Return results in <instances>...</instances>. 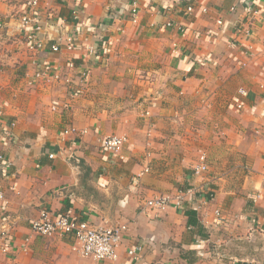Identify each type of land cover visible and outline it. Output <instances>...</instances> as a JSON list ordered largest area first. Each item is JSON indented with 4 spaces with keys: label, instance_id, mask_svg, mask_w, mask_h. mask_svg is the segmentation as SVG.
Wrapping results in <instances>:
<instances>
[{
    "label": "crops",
    "instance_id": "crops-1",
    "mask_svg": "<svg viewBox=\"0 0 264 264\" xmlns=\"http://www.w3.org/2000/svg\"><path fill=\"white\" fill-rule=\"evenodd\" d=\"M129 2L41 0L44 45L31 52L16 24L25 1L0 0V152L10 162L0 264H264V0H137L136 23ZM61 21L78 45L52 53L46 35L57 38ZM46 64L77 84L73 98L62 81L32 78ZM110 135L126 137L117 154L101 150ZM201 153L206 168L194 175ZM160 195H171L163 208L148 204ZM44 206L125 224L118 258H80L70 235L31 233ZM138 242L134 262L127 249Z\"/></svg>",
    "mask_w": 264,
    "mask_h": 264
},
{
    "label": "built area",
    "instance_id": "built-area-1",
    "mask_svg": "<svg viewBox=\"0 0 264 264\" xmlns=\"http://www.w3.org/2000/svg\"><path fill=\"white\" fill-rule=\"evenodd\" d=\"M25 6L21 13L17 16V30L18 33L23 34L26 42V47L31 52H36L43 47V38L40 37L44 30V21H41L39 4L41 0H24ZM82 2L83 0H79ZM233 8V7H232ZM191 11V7L187 8ZM249 10V9H248ZM129 20L136 23L138 20V3L137 0H130L129 2ZM73 18L77 19V11H73ZM170 24V23H169ZM217 24H222L221 20L217 21ZM67 29L65 21H61L56 25L57 38H51L46 35L47 40H52L49 47V51L52 53H59L62 49L72 51L78 44L73 35L67 33L62 34ZM63 31V32H62ZM246 32V31H245ZM47 33V32H46ZM248 33V32H246ZM93 46H87L86 57L93 55ZM68 68H74V64L70 61L67 65ZM87 72L83 71L81 77L86 79ZM32 78L36 81H40L47 84L54 82H63L66 85V92L69 98H73L77 94L76 83L69 79H63L61 71L58 67H54L53 64L40 65L33 73ZM239 94L245 95L246 92L243 89L238 90ZM56 107V103L52 104V108ZM86 130H79L74 127H70L65 130V133L82 135ZM126 142L125 135H110L104 137L101 140V150L108 153H119ZM50 158L53 155H49ZM10 167L9 160L5 157L4 153L0 152V175H3ZM206 168L204 153L199 156V162L193 167V174L199 175ZM147 169L145 168L144 171ZM205 197L201 199V202L192 204L194 209L199 208V205H204L212 196L210 189L205 190ZM196 201L195 197L201 191L190 187L186 191ZM5 201L4 191L0 187V202ZM169 202V197L160 195L150 201L149 205H153L156 208H163ZM216 215H219L218 211H215ZM125 224H117L114 226H100L93 225L89 221L84 220L78 216L70 213H61L54 215L45 206L40 208L37 217H35L31 224L30 230L33 234L52 236L56 234H67L73 239L71 250L80 258H90L94 261H115L118 258L117 249L122 241V235L126 231ZM9 227L5 223L0 222V251L6 252L9 249L8 241ZM30 236L25 237L21 249L27 251L28 242ZM145 242H138L131 245L127 249V255L134 262H139L142 259L145 249Z\"/></svg>",
    "mask_w": 264,
    "mask_h": 264
},
{
    "label": "trees",
    "instance_id": "trees-1",
    "mask_svg": "<svg viewBox=\"0 0 264 264\" xmlns=\"http://www.w3.org/2000/svg\"><path fill=\"white\" fill-rule=\"evenodd\" d=\"M80 166L82 167V169H83V168H86V167L83 165L82 161H80ZM184 215L186 216V224H187L188 226H191V227L196 228V231H197L199 234H201V233H200V231H201V225H200V223H199V221H198V219H197V213H196V210H194V209H185V210H184Z\"/></svg>",
    "mask_w": 264,
    "mask_h": 264
},
{
    "label": "rangeland",
    "instance_id": "rangeland-1",
    "mask_svg": "<svg viewBox=\"0 0 264 264\" xmlns=\"http://www.w3.org/2000/svg\"><path fill=\"white\" fill-rule=\"evenodd\" d=\"M156 196V195H155ZM154 197V196H153ZM170 197H171V195H169V200H170ZM74 253V252H73ZM79 257V256H78Z\"/></svg>",
    "mask_w": 264,
    "mask_h": 264
}]
</instances>
